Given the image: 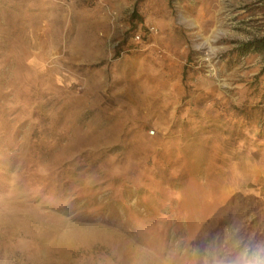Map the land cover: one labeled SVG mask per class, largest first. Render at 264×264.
Returning <instances> with one entry per match:
<instances>
[{
    "label": "rangeland",
    "instance_id": "1",
    "mask_svg": "<svg viewBox=\"0 0 264 264\" xmlns=\"http://www.w3.org/2000/svg\"><path fill=\"white\" fill-rule=\"evenodd\" d=\"M261 39L264 0H0V264L264 239Z\"/></svg>",
    "mask_w": 264,
    "mask_h": 264
},
{
    "label": "clouds",
    "instance_id": "2",
    "mask_svg": "<svg viewBox=\"0 0 264 264\" xmlns=\"http://www.w3.org/2000/svg\"><path fill=\"white\" fill-rule=\"evenodd\" d=\"M170 264H264V239L228 225L199 244L178 249Z\"/></svg>",
    "mask_w": 264,
    "mask_h": 264
},
{
    "label": "built area",
    "instance_id": "3",
    "mask_svg": "<svg viewBox=\"0 0 264 264\" xmlns=\"http://www.w3.org/2000/svg\"><path fill=\"white\" fill-rule=\"evenodd\" d=\"M148 31L150 32V33H153V32H155V28L154 27H148ZM140 39H141V33H135V35H134V37H133V40L135 41V42H138V41H140Z\"/></svg>",
    "mask_w": 264,
    "mask_h": 264
},
{
    "label": "trees",
    "instance_id": "4",
    "mask_svg": "<svg viewBox=\"0 0 264 264\" xmlns=\"http://www.w3.org/2000/svg\"><path fill=\"white\" fill-rule=\"evenodd\" d=\"M142 36V35H141ZM256 44V46H264V39H261V40H257L254 42Z\"/></svg>",
    "mask_w": 264,
    "mask_h": 264
}]
</instances>
